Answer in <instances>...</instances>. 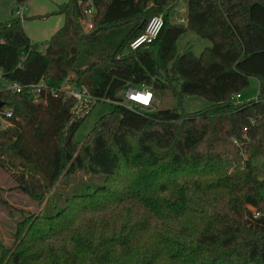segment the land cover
Returning <instances> with one entry per match:
<instances>
[{"label": "trees", "instance_id": "obj_1", "mask_svg": "<svg viewBox=\"0 0 264 264\" xmlns=\"http://www.w3.org/2000/svg\"><path fill=\"white\" fill-rule=\"evenodd\" d=\"M11 1L15 12L28 0ZM171 1L66 0L54 13L63 26L44 43L14 15L0 23L2 77L24 88L0 92L13 113L0 127V169L39 209L18 210L0 264H264V165H254L264 158V0H186V25L170 21ZM162 13L156 41L130 51ZM189 32L211 46L177 53ZM65 79L112 105L82 143L74 135L89 114L75 118L61 94L35 104L26 89ZM251 79L258 95L234 104ZM140 87L153 110L115 104ZM165 93L177 107H154ZM188 97L210 105L183 113Z\"/></svg>", "mask_w": 264, "mask_h": 264}, {"label": "built area", "instance_id": "obj_2", "mask_svg": "<svg viewBox=\"0 0 264 264\" xmlns=\"http://www.w3.org/2000/svg\"><path fill=\"white\" fill-rule=\"evenodd\" d=\"M179 3H181L183 6H180L179 8L176 7L177 9H175V13L177 12L176 24L186 25V0H179ZM24 12L25 6H20L17 7L14 15L22 22L24 20ZM94 13V6L91 1H88L86 3L83 13V19L81 21L82 29L85 32L93 28L92 18ZM163 26L164 13L158 16H153L145 25L143 32L128 44V49L130 51H136L144 46L151 45L158 38ZM40 49L45 50L46 46L41 45ZM26 89L28 93L33 96V101L35 104H44L47 93L52 96L61 94L64 97L72 99L74 101L72 114L75 118L78 119L88 115L96 103L103 102L102 99L93 96L85 86L71 85L70 83H68L67 79L58 83H54L53 85H50L49 82L42 80L38 84L29 86ZM23 90L24 88L18 83L6 82L3 79L2 73L0 71V92L5 91L11 93H20ZM139 97H141V99H138ZM231 100L234 104H238L242 101V96L239 94L235 95ZM115 104L120 105L130 111H133L135 107H140L141 109H149L153 104V95L151 91L146 87L128 88L123 93L122 102H116ZM12 115L13 113L10 109H2L1 105L0 127L2 129L10 126V119L12 118Z\"/></svg>", "mask_w": 264, "mask_h": 264}, {"label": "rangeland", "instance_id": "obj_3", "mask_svg": "<svg viewBox=\"0 0 264 264\" xmlns=\"http://www.w3.org/2000/svg\"><path fill=\"white\" fill-rule=\"evenodd\" d=\"M180 6L183 5L179 3V0H173L165 10V12H169L170 21L173 23H176L177 20V12L175 13V9L179 8ZM210 46V41L201 39L195 34L189 32L180 37L179 41L177 42V53L190 50L195 54H199L205 48ZM258 92V82L256 79H251L249 89L244 91L242 94L243 101L254 99L258 95ZM154 103L155 108L173 109L177 107V102L173 98L167 96L166 93L164 98L158 99L156 102L154 101ZM209 105V102L203 98L188 97L183 100L181 109L183 113H194L207 108ZM111 110L112 105L110 102L106 101L96 103L94 108L76 131L74 135L75 140L79 143H82L86 135L92 129L94 123L101 116L111 112ZM148 110H153V108L151 107ZM263 159L256 161L254 165L260 166V164L264 163ZM258 171H260V168ZM131 177L132 178L129 179L131 182H137L138 180L146 177V172L144 169H142L137 171ZM18 210H24L30 214H38L39 212L37 204L16 189V184L12 175L5 173L0 169V237L3 241V244L10 248L14 243V230L16 221L20 219Z\"/></svg>", "mask_w": 264, "mask_h": 264}, {"label": "crops", "instance_id": "obj_4", "mask_svg": "<svg viewBox=\"0 0 264 264\" xmlns=\"http://www.w3.org/2000/svg\"><path fill=\"white\" fill-rule=\"evenodd\" d=\"M66 0H28L25 5L23 31L33 43H44L49 40L64 23V17L54 14ZM14 3L11 0H0V23L13 18ZM49 15V16H47ZM46 16V17H45ZM14 17H16L14 15ZM36 17H45L35 20Z\"/></svg>", "mask_w": 264, "mask_h": 264}, {"label": "bare ground", "instance_id": "obj_5", "mask_svg": "<svg viewBox=\"0 0 264 264\" xmlns=\"http://www.w3.org/2000/svg\"><path fill=\"white\" fill-rule=\"evenodd\" d=\"M138 99H141V97H139Z\"/></svg>", "mask_w": 264, "mask_h": 264}, {"label": "water", "instance_id": "obj_6", "mask_svg": "<svg viewBox=\"0 0 264 264\" xmlns=\"http://www.w3.org/2000/svg\"><path fill=\"white\" fill-rule=\"evenodd\" d=\"M0 107H1V105H0Z\"/></svg>", "mask_w": 264, "mask_h": 264}]
</instances>
